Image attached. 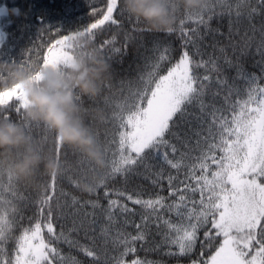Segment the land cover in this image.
I'll return each mask as SVG.
<instances>
[{"label": "snow or ice", "instance_id": "obj_1", "mask_svg": "<svg viewBox=\"0 0 264 264\" xmlns=\"http://www.w3.org/2000/svg\"><path fill=\"white\" fill-rule=\"evenodd\" d=\"M170 4L181 12L166 31L180 40L178 49L154 44L135 78L120 81L119 97H78L82 105L105 106L99 123L108 127L101 131L98 121L89 119L105 168L63 148L52 129L28 118L22 91H0V118L21 124L34 139V126L42 128L40 139L52 141L64 161L61 174L47 175L35 198L21 192L19 177L0 167V264H85L81 255L88 264H160L141 258L140 251L187 257L190 264H264V23L258 40L254 24L264 17V0H205L196 10L178 8L176 0ZM92 5L94 22L29 50L19 63L38 70L51 62L66 69L74 54H90L75 43L78 37L99 52L121 54L132 33L147 30L123 0H92ZM226 17L227 33L211 27L213 19ZM243 19L249 28L241 31ZM125 21L131 28L122 49L116 47L117 32ZM98 37L103 38L97 42ZM254 41L259 74L243 62ZM5 75L0 73V80ZM105 87L111 89V83ZM131 176L147 180L153 191L109 189L117 177L127 183ZM58 178L77 188L88 180L90 193L103 188L107 205L58 192ZM88 207L92 211L72 218L65 231L64 209L80 216ZM81 232L89 244L72 238ZM130 255L135 258L127 259Z\"/></svg>", "mask_w": 264, "mask_h": 264}, {"label": "clouds", "instance_id": "obj_2", "mask_svg": "<svg viewBox=\"0 0 264 264\" xmlns=\"http://www.w3.org/2000/svg\"><path fill=\"white\" fill-rule=\"evenodd\" d=\"M204 3L205 0H176L178 8L184 10H196ZM123 4L132 16L140 17L154 31L166 32L177 19L170 0H123ZM11 11L17 13L19 9ZM75 43L89 49L90 54H74L66 69L51 62L37 70L0 60V73L6 74L0 80V91H22L27 100L28 118L52 129L63 148L88 157L103 169L106 166L103 148L89 123L90 118L99 122L103 109L86 111L78 97L100 96L111 78V64L86 37H78ZM51 144L52 141L34 139L16 121L0 118V167L21 181L42 186V175L61 174L64 161L57 158ZM92 187L88 180H82L79 185L84 193H90Z\"/></svg>", "mask_w": 264, "mask_h": 264}, {"label": "trees", "instance_id": "obj_3", "mask_svg": "<svg viewBox=\"0 0 264 264\" xmlns=\"http://www.w3.org/2000/svg\"><path fill=\"white\" fill-rule=\"evenodd\" d=\"M5 5H7L10 10V16L0 17V35H2L0 41V60H8L10 62L15 60V62L19 63L23 59L24 53H27L29 50L38 47L42 43H47L50 40L54 41L55 39H59L60 36L82 29L83 26L94 22V19L90 16V5H92V0H0V8ZM12 9H19V12L14 13L11 11ZM216 11H220V9L217 8ZM176 15L177 19L173 26L178 23V20L181 17V12H177ZM262 23H264V17L257 16L254 20V24L257 28L255 34L257 40L260 37L259 28ZM187 26L192 28L195 27V24H188ZM45 27L52 29L51 33H49ZM139 27L147 30L132 33L133 39L127 45L126 51H123L121 54H112L109 51L103 53L111 64V78L106 83V85L111 83V89L104 87L102 94L96 97L98 101L101 100L102 96L114 95L119 97L120 81L135 78L138 69L143 67L144 59L153 55L151 50L154 44L171 43L172 47L178 49L180 40L177 39L176 35L169 36L166 32L151 30L145 26L144 21ZM211 27L214 29L219 28L221 32L227 33V17L220 21L213 19ZM238 27L241 31L248 29V21L243 19ZM130 28L131 24L128 21H125L124 30L117 32L118 42L116 47L124 48L125 31ZM41 29H43V31H41ZM56 29L60 30L59 35H56ZM112 31L116 32L117 30L113 29ZM111 34L112 33L109 32L106 35ZM102 38L103 37H98L97 42ZM217 38L219 39V37ZM208 42L211 43V40ZM254 49L255 41L253 42V50L244 57L243 62L248 71L259 74L260 69L255 62L259 61L261 58L255 53ZM0 87H2V85H0ZM84 106L89 109L101 108L103 111L105 107L103 103L94 104L91 102H86ZM97 127L103 131L108 125L97 122ZM42 131V128L39 126H34L36 140L42 141L40 139V133ZM97 177L99 180L100 177ZM47 179V175H42L40 177L42 186ZM42 186L21 181L19 187L24 195H30L35 198L36 193ZM109 189H119L127 192H132L137 189H145L149 192L153 191L149 182L140 176H131L127 183H125L122 178L117 177L115 180L109 182ZM57 190L58 192L62 190L67 193L69 197L75 196L82 202L98 199L101 205H107V199H105L103 195V188H99L95 193H84L68 180L58 178ZM109 198L120 199L111 193ZM63 202L64 198L62 197L61 203ZM124 202L128 203L129 207H133L130 202ZM85 210L88 212L92 211L90 207L80 209V216H75V210L73 208L64 209V212L68 217V219L63 221L65 224V231L71 226L70 220L72 218H81ZM137 211H140L139 208H137ZM28 214H31L30 211L26 213V215ZM97 216L100 218V221L103 222V217L99 210H97ZM136 222H139L138 218ZM128 231L132 232L133 229L129 227ZM89 236H92L91 232H89ZM72 238L78 240L81 244L90 243L88 239H85L83 232ZM96 242L97 244L100 243L99 240ZM60 247L63 248L64 252H69L67 245L61 244ZM73 254L80 255L76 252H73ZM139 256L141 258L146 256L149 260L160 261V264H190L189 258L187 257L177 260L173 257L164 256L160 252L145 253L144 251H140ZM80 258L85 261V264H88L87 259L82 255ZM133 258L135 257L130 255L127 259L131 260Z\"/></svg>", "mask_w": 264, "mask_h": 264}, {"label": "water", "instance_id": "obj_4", "mask_svg": "<svg viewBox=\"0 0 264 264\" xmlns=\"http://www.w3.org/2000/svg\"><path fill=\"white\" fill-rule=\"evenodd\" d=\"M8 11H7V7L3 6L0 8V16H4L7 15Z\"/></svg>", "mask_w": 264, "mask_h": 264}, {"label": "flooded vegetation", "instance_id": "obj_5", "mask_svg": "<svg viewBox=\"0 0 264 264\" xmlns=\"http://www.w3.org/2000/svg\"><path fill=\"white\" fill-rule=\"evenodd\" d=\"M5 6L7 7L8 14L4 15V16H0V17H8V16H10V10H9L7 5H5ZM0 39H1V35H0Z\"/></svg>", "mask_w": 264, "mask_h": 264}, {"label": "rangeland", "instance_id": "obj_6", "mask_svg": "<svg viewBox=\"0 0 264 264\" xmlns=\"http://www.w3.org/2000/svg\"><path fill=\"white\" fill-rule=\"evenodd\" d=\"M1 38H2V35H1ZM0 41H1V39H0Z\"/></svg>", "mask_w": 264, "mask_h": 264}]
</instances>
